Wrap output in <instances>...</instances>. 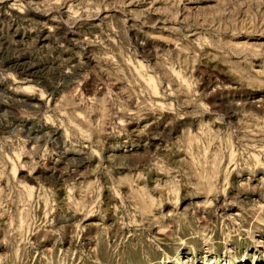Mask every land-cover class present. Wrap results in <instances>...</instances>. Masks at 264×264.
<instances>
[{
	"label": "rangeland",
	"instance_id": "obj_1",
	"mask_svg": "<svg viewBox=\"0 0 264 264\" xmlns=\"http://www.w3.org/2000/svg\"><path fill=\"white\" fill-rule=\"evenodd\" d=\"M0 264H264V0H0Z\"/></svg>",
	"mask_w": 264,
	"mask_h": 264
}]
</instances>
